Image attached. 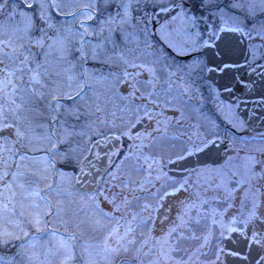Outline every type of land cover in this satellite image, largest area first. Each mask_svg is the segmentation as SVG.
Listing matches in <instances>:
<instances>
[{"label": "snow or ice", "instance_id": "obj_1", "mask_svg": "<svg viewBox=\"0 0 264 264\" xmlns=\"http://www.w3.org/2000/svg\"><path fill=\"white\" fill-rule=\"evenodd\" d=\"M257 75L264 0H0V264H264Z\"/></svg>", "mask_w": 264, "mask_h": 264}, {"label": "water", "instance_id": "obj_2", "mask_svg": "<svg viewBox=\"0 0 264 264\" xmlns=\"http://www.w3.org/2000/svg\"><path fill=\"white\" fill-rule=\"evenodd\" d=\"M239 75L244 76L246 81L248 80L246 73H240ZM253 80L254 83L249 89L236 91L231 99L236 101L237 97H239L240 100L237 102L241 103V113H243L255 127H260V122L264 119V97L261 96V92L264 91V89L260 87L261 81L258 75L254 76ZM222 82H228V78L225 77Z\"/></svg>", "mask_w": 264, "mask_h": 264}]
</instances>
